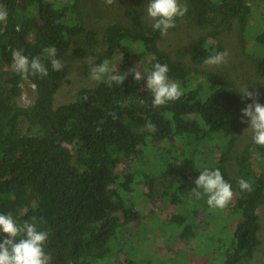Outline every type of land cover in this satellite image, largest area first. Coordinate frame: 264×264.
<instances>
[{
    "label": "trees",
    "instance_id": "1",
    "mask_svg": "<svg viewBox=\"0 0 264 264\" xmlns=\"http://www.w3.org/2000/svg\"><path fill=\"white\" fill-rule=\"evenodd\" d=\"M84 1L62 0L56 6L55 0H0L8 12L6 27L0 25V213H12L17 224L37 218L38 228L49 233L45 251L50 264L96 263L109 254L108 244L119 228L140 220L132 200L135 188H146L150 202L158 196L170 206L179 205L190 176L197 179L205 168H218L232 185L226 209L236 220L220 255L223 264H247L260 245L257 209L264 206V148L246 149L233 162L235 176L228 168L245 124L240 122L246 119L242 109L252 101L244 100L222 74L194 72L173 59L160 48L159 31L137 14L129 25L108 24L99 39L97 29L85 24ZM188 1L197 26H212L220 17L214 34L195 43L190 62L199 65L222 51L215 34L235 20L244 47L246 37L251 38L248 51L256 73L264 78V9L253 18L250 0ZM100 40L103 47L97 52ZM53 45L62 61L69 52L76 61L92 60L91 66L107 58L111 66L118 65L113 73L136 68L149 74L155 63L167 64L169 81H178L184 95L152 107L146 74L139 82L129 74L121 86L98 82L80 89L74 101L54 107L68 69L65 65L54 72L44 59V49ZM17 48L30 59L41 56L48 76L22 80L11 68V51ZM26 84L36 85L35 100L20 106ZM258 93L264 104V91ZM149 121L154 133L145 128ZM137 157L133 167L119 171L123 160ZM164 177H170L169 185L158 194L157 180ZM241 178L252 183L251 192L240 191ZM187 209L170 219L181 228V242L197 237V218L209 206Z\"/></svg>",
    "mask_w": 264,
    "mask_h": 264
},
{
    "label": "rangeland",
    "instance_id": "2",
    "mask_svg": "<svg viewBox=\"0 0 264 264\" xmlns=\"http://www.w3.org/2000/svg\"><path fill=\"white\" fill-rule=\"evenodd\" d=\"M58 1L55 0L56 6L62 4V0ZM180 2L187 5L188 11L184 17L176 20V27L169 29L166 36H162L159 43L160 48L169 53L173 59L180 60L191 71L217 72L238 90L248 87L250 92L264 91V78L256 73L255 61L248 51L252 42L251 38L246 37L248 43L244 47L240 41L239 27L235 20L231 21L230 27L215 34L216 42L219 43L221 50L227 51L229 54L227 63L209 66L204 62L199 65L190 62L189 56L193 46L200 37L214 34L215 24L220 23V17L217 18L214 25L201 28L194 22L193 9L189 1L180 0ZM147 3L148 0H116V3L106 5L104 0H85L82 12L86 26L97 29L98 37L101 39L108 24L117 22L129 25L131 16L134 14L140 16L144 23L151 26V21L145 18L143 12ZM250 5L253 18H255L264 9V0H250ZM102 47L103 44L100 40L97 52ZM258 52L262 53V50L258 49ZM91 61H76L70 52L64 56L63 62L68 69V77L54 96V107L74 101L80 89L93 88L98 83L89 78ZM2 64L0 61V66ZM111 67L115 71L118 65ZM141 73L147 75L145 71H141ZM144 78L145 75L141 81ZM35 96V89L31 85H23L22 96L18 99V104L20 106L31 105ZM248 127V123H245L240 128L239 138L230 155L231 168L228 169L231 176H235V173L231 171L234 166L233 162L246 149L252 151L253 147L257 146L252 143L251 134L245 132ZM72 153H74L73 149ZM148 158L147 155L141 158L140 163L144 165L148 162ZM138 159L140 160L138 157L130 161L123 160L118 167L119 171L124 172L129 166L133 167V162ZM170 177L157 180L158 194H161L169 185ZM195 180L193 176L188 178L185 189L181 192L183 203L173 206L165 203L158 196L153 202H150L144 196L147 192L146 188L141 186L135 188L132 200L139 208L136 210L140 213V220L119 228L115 237L108 244L109 254L106 258L96 261V263L92 261L91 264H223V257L220 254L229 245L236 221L234 216H230L226 207L222 210L209 208L205 213L199 215L196 221L198 227L201 226L199 234L189 242H181L178 239L181 228L176 222L170 221L172 216L183 213L189 207L197 206L202 209L203 205H207V197L200 200L189 197V193L195 187ZM257 213L260 219V245L256 247L247 264H264L263 205L259 206Z\"/></svg>",
    "mask_w": 264,
    "mask_h": 264
},
{
    "label": "clouds",
    "instance_id": "3",
    "mask_svg": "<svg viewBox=\"0 0 264 264\" xmlns=\"http://www.w3.org/2000/svg\"><path fill=\"white\" fill-rule=\"evenodd\" d=\"M106 5L116 3V0H104ZM186 4L180 0H148L143 8L144 16L151 21L153 31H159L161 36H166L168 30L176 27V20L182 18L187 13ZM8 12L6 6L0 4V25L6 27ZM0 27V31H3ZM19 30V28H17ZM22 48L11 51V68L27 81L29 77L44 78L49 74V68L43 62L41 56L37 55L31 59L23 54ZM57 48L53 45L44 49V59L50 63L54 72L62 71L65 63L56 58ZM227 51L216 52L204 60L209 66H219L227 63ZM169 67L167 64L155 63L149 74L146 75V89L151 93L152 107L167 105L169 102L179 100L183 95L180 83L170 82L168 79ZM133 76L134 81H141L145 75L136 68L130 72L113 73L111 62L105 58L102 62L89 67V78L92 81L104 83L108 87L113 84L121 86L128 75ZM33 89L36 88L32 84ZM244 100H251L241 112L240 122L248 123L245 130L251 134L252 143L264 147V104L258 102L259 93L248 91V87H242L239 91ZM146 130L154 133L156 127L153 123L146 122ZM195 187L189 193V197L200 200L207 197L206 203L210 209H224L233 197L232 185L226 182L222 173L217 168L209 170L205 168L199 173L194 181ZM241 192H251L252 183L241 178L237 181ZM49 233L38 228L37 218L33 216L31 222L25 221L17 224L12 213H0V264H50L51 256L45 251Z\"/></svg>",
    "mask_w": 264,
    "mask_h": 264
}]
</instances>
